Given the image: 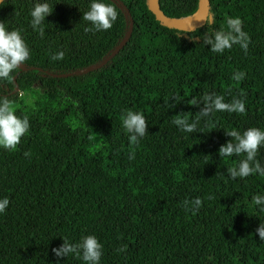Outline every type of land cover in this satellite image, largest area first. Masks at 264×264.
<instances>
[{
    "label": "trees",
    "instance_id": "trees-1",
    "mask_svg": "<svg viewBox=\"0 0 264 264\" xmlns=\"http://www.w3.org/2000/svg\"><path fill=\"white\" fill-rule=\"evenodd\" d=\"M207 1L214 23L189 33L155 19L147 0H100L119 15L97 31H85L93 25L82 19L93 0L0 3V22L20 32L31 57L11 84L0 81V98L30 124L16 150L0 146V199H9L0 213V264H86L52 249L88 235L103 246L99 264H264L256 232L264 205L252 199L264 196V176L230 178L227 168L245 156L218 151L231 140L226 131H264V0ZM45 2L54 10L41 37L31 11ZM157 4L169 18L199 9V0ZM229 17L243 21L247 52L203 44V36L228 30ZM60 51L64 58L52 60ZM236 72L245 73L239 82ZM205 94L242 99L246 113L215 111L200 118L199 132L181 131L172 121H195L200 108L191 103ZM128 111L148 123L137 144L123 127ZM256 159L264 167V146ZM197 197L199 210L185 211L182 202Z\"/></svg>",
    "mask_w": 264,
    "mask_h": 264
},
{
    "label": "clouds",
    "instance_id": "clouds-1",
    "mask_svg": "<svg viewBox=\"0 0 264 264\" xmlns=\"http://www.w3.org/2000/svg\"><path fill=\"white\" fill-rule=\"evenodd\" d=\"M4 3V0H0ZM53 5L49 3H37L31 11L32 27L38 30L39 35L43 37L45 33L42 27L45 18L53 13ZM119 13L113 4H105L100 0H93L90 5V10L83 13L82 19L91 22L93 28H86L85 31L109 30L113 27ZM204 24L214 23V17L205 15L199 18ZM243 21L239 18L227 19V31H216L212 35L203 36V44L210 45L211 51L215 53H223L226 49H231L233 45H239L247 52L250 37L242 30ZM195 30V27L183 29V33H189ZM191 38V37H190ZM65 53L60 51L51 57L52 60H62ZM30 50L23 40L21 34L17 30L7 31L3 22H0V81L11 84L14 81L12 75L21 65L26 64L30 59ZM245 76L244 72H236L232 79L239 82ZM2 86V85H0ZM175 102H179L178 98H173ZM192 105L198 106V116L195 121L189 122L186 117L176 116L172 121L181 131L187 133L199 132L197 129L200 118L208 117L215 111L235 112L245 114V102L242 99L234 98L231 102H224V97L215 94H205L202 100H193ZM202 105V106H201ZM171 104L170 107H173ZM29 120L25 116L18 117L12 103L5 96L0 98V146L7 150H16L21 142V138L29 131ZM123 127L130 135V143L137 144L139 138L144 137L148 132V123L145 117L133 111H128L126 117L123 118ZM211 131V130H210ZM226 135L231 137L226 144L219 148L220 157H231L244 155L245 158L240 161L238 167L227 168V173L230 178L237 177L245 178L252 174L259 173L264 176V167L256 159L257 153L261 146H264V131L258 128H249L241 134L238 131H226ZM29 155V153H25ZM129 159H134V151L129 155ZM212 199V197H208ZM253 202L255 205H264V196H254ZM9 205V199H0V213H4ZM182 205L185 211L191 210L197 212L202 206L201 198L189 201L184 200ZM264 211V207L261 208ZM260 240H264V223H260L256 229ZM63 244L58 248H53L52 252L56 257H67L69 254H74L77 258L82 256L86 264H99L102 256V244L94 235H88L82 238L80 243H70L64 239ZM125 248H120L118 251H125Z\"/></svg>",
    "mask_w": 264,
    "mask_h": 264
},
{
    "label": "water",
    "instance_id": "water-1",
    "mask_svg": "<svg viewBox=\"0 0 264 264\" xmlns=\"http://www.w3.org/2000/svg\"><path fill=\"white\" fill-rule=\"evenodd\" d=\"M147 6L150 12L154 15L155 19L160 21L162 24L166 26H170L175 29H180L183 30L185 28H189L194 26L195 29L203 25L204 23L202 21H198L200 17L207 15V10H208V1L207 0H199V9L196 12V14L189 19H178V18H169L165 15H163L159 9H158V4L157 0H147ZM130 29L127 30L126 34L124 37L120 40V42L114 47V49L110 52V54L104 58L103 61H105L109 56H111L127 39L129 35ZM91 67H87L84 69H81L79 71H87Z\"/></svg>",
    "mask_w": 264,
    "mask_h": 264
}]
</instances>
